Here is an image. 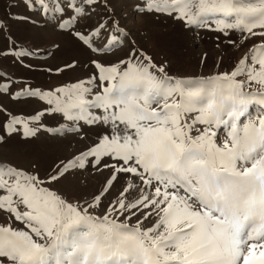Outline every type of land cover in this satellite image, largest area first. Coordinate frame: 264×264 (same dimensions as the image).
Instances as JSON below:
<instances>
[{"label":"snow or ice","instance_id":"1","mask_svg":"<svg viewBox=\"0 0 264 264\" xmlns=\"http://www.w3.org/2000/svg\"><path fill=\"white\" fill-rule=\"evenodd\" d=\"M20 2L61 13L57 27L88 50L124 55L91 61L95 91L84 81L26 90L47 99L49 114L103 130L43 176L36 164L0 158V212L10 221L0 225V264H264V0H128L134 15L175 13L186 25L214 22L226 37L239 32L228 40L236 48L256 41L231 71L211 76L172 75L167 61L157 64L130 39L114 0ZM8 27L0 19V32ZM43 115L0 121V146L18 125L24 139L36 138ZM90 170L109 173L98 192L69 200L57 189Z\"/></svg>","mask_w":264,"mask_h":264},{"label":"rangeland","instance_id":"2","mask_svg":"<svg viewBox=\"0 0 264 264\" xmlns=\"http://www.w3.org/2000/svg\"><path fill=\"white\" fill-rule=\"evenodd\" d=\"M146 3L147 0H140L141 6H145ZM113 7L118 19L126 15V19L121 20V25L131 29L130 39L151 55L157 64L167 61L172 75L211 76L218 72L231 71L243 53L256 42L249 40L244 46L236 48L230 45L228 40L238 41L240 33L230 31L226 37L214 30V22L211 26L186 25L174 18L175 13L134 15L128 0H114ZM9 13L28 16L29 19L11 18ZM61 15L46 14L39 9L29 12L20 0H0V19L9 25L8 29L0 32V77H3L0 79V87L5 84L8 87L7 92H0V107L6 109V113L0 112V121L7 120L9 116L27 119L44 113L37 122L43 125L37 137L24 139L23 127L18 125L20 132L13 134L7 144L0 146V158L19 162V166L26 169L36 164L42 176L45 170H50L61 159L70 158L95 142L96 134L103 129L99 126H89L84 121L67 120L59 113L49 114L46 109L52 105L47 103V99L29 96L25 94L26 90L55 93L57 88L70 87L84 81L95 91L98 82L89 81L97 73V69L91 61L115 63L124 55L120 51L96 53L83 47L69 34L71 29L57 27ZM67 19L69 17L64 16V20ZM20 50L32 54L23 58L15 56L14 54ZM5 52L9 54L5 55ZM73 61L76 62L74 67H65ZM250 111L255 112V108H250ZM74 128L77 130L73 131ZM0 134H3L2 129ZM108 174L107 170L102 173L94 170L84 171L61 181L56 187L69 200L83 199L98 192ZM122 184L123 179L104 200L105 205L115 198ZM9 222L7 215L0 212V225ZM151 222L146 221V225H150ZM12 226L23 227L14 219ZM258 252L259 250L257 255Z\"/></svg>","mask_w":264,"mask_h":264},{"label":"bare ground","instance_id":"3","mask_svg":"<svg viewBox=\"0 0 264 264\" xmlns=\"http://www.w3.org/2000/svg\"><path fill=\"white\" fill-rule=\"evenodd\" d=\"M151 37V36H150ZM149 38V37H148ZM54 41V40H53ZM57 42V41H56ZM150 46H152V45H150ZM203 47V45H200V47ZM32 47V46H31ZM58 47V46H57ZM153 47V46H152ZM55 48V47H54ZM149 48V47H148ZM151 48V47H150ZM34 49V48H33ZM148 50V49H147ZM153 51V50H152ZM156 51H157V49H156ZM157 57H158V55H157ZM154 58H156V57H154ZM160 58V57H159ZM156 61V60H155ZM42 108V107H41ZM9 141V140H8ZM47 147V146H46ZM7 155V154H6ZM10 158V157H9ZM19 160V159H18ZM21 162H23L22 160H20ZM32 162V161H31ZM26 163V162H25ZM20 164V163H19ZM30 168V167H29ZM12 223H13V220H12Z\"/></svg>","mask_w":264,"mask_h":264}]
</instances>
